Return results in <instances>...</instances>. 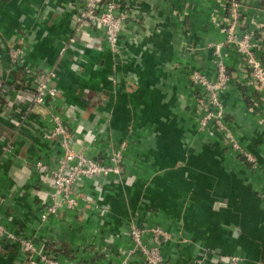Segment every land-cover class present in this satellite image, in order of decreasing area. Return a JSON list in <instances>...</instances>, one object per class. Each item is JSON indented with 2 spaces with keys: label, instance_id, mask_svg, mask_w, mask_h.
I'll list each match as a JSON object with an SVG mask.
<instances>
[{
  "label": "crops",
  "instance_id": "0c3cea01",
  "mask_svg": "<svg viewBox=\"0 0 264 264\" xmlns=\"http://www.w3.org/2000/svg\"><path fill=\"white\" fill-rule=\"evenodd\" d=\"M245 29L264 60V0H240ZM129 15L120 33L118 83L111 85V53L100 29L75 16L77 0H0V75L10 88L21 73L4 72L6 47L22 42L26 62L56 70L58 94L36 105L18 125L27 88L0 92V215L5 227L31 236L60 264H144L132 246L131 223L160 226L171 238L159 249L162 264H195L207 249L237 254L239 264H264V104L236 78L240 57L221 49L230 80L221 94L224 120L250 164L220 136L198 129L191 68L215 78L213 45L224 33L220 0H120ZM73 38V41H70ZM66 46L61 55L60 48ZM15 87V88H14ZM9 101V102H8ZM22 101V102H20ZM15 102V101H14ZM12 103V102H11ZM60 116L73 149L106 159L126 140L123 182L111 176L80 178L75 190L92 201L41 220L50 192L35 162L52 165L62 151L43 134ZM94 140L90 141V136ZM10 148L7 149V144ZM86 147V149L84 148ZM143 242L152 244L150 234ZM212 256V254H211ZM207 256L201 264H221ZM34 259L40 263L37 256ZM212 260V261H211ZM0 264H26L18 246L0 244Z\"/></svg>",
  "mask_w": 264,
  "mask_h": 264
},
{
  "label": "built area",
  "instance_id": "2783aa9c",
  "mask_svg": "<svg viewBox=\"0 0 264 264\" xmlns=\"http://www.w3.org/2000/svg\"><path fill=\"white\" fill-rule=\"evenodd\" d=\"M81 5L75 16L78 23L86 22L94 25L103 33L108 49L111 53L112 70L108 74L109 82L113 87L118 83L117 56L120 52V33L129 15L128 9L120 4V0H77ZM224 6L225 13L220 21V27L224 33L221 42L213 45L214 72L215 78H209L198 69L191 68L186 77L195 89L194 101V121L198 129L209 131L222 138L225 144L244 160L250 164H256L255 156L243 148L236 140L232 130L224 120V108L221 101V94L227 88L230 75L222 59L221 49L223 47L233 48L240 57V64L237 67L236 78L249 84L258 94L260 101L264 104V60L257 54L258 43L254 33L245 29V21L241 10L240 0H220ZM73 41V38H70ZM66 46L60 48L59 54H63ZM7 66L4 72H20L10 88L4 86L0 75V92L9 95V103H19L14 94L15 102L11 96L21 87L27 88L29 98L23 110H19L17 120L12 119L14 125L22 122L26 115L33 110L36 105H43L49 98L58 94L55 84L56 70L38 69L26 62L24 47L22 42L10 44L6 47ZM2 73V70H0ZM17 89L13 90V87ZM14 87V88H15ZM12 102V103H11ZM22 102V101H20ZM52 128L43 134L45 139H57L61 147V152L56 157L54 163L37 160L35 168L41 181L47 180L50 184V192L41 220L49 216H60L64 210L75 211L81 205H89L92 199L74 187L80 178L92 179L99 176H111L114 182H123L122 172L124 170V151L127 141L123 140L113 147L106 159L88 157L84 151L76 152L73 149L71 134L68 132L62 118L52 115ZM92 142L95 138L90 136ZM7 149L10 148L8 143ZM86 149V147H84ZM150 234L152 244L143 242V235ZM127 234L132 241V246L128 250L129 254L139 253L144 260V264H162L163 257L159 249V244L163 240L171 238L168 230L160 226H140L131 223ZM8 242L18 246L26 264H38L34 259L37 256L42 264H60L47 251L38 247L31 236L17 234L5 227L1 222L0 215V244ZM212 254V256H211ZM210 256L218 259L221 264H239L241 258L237 254L216 255L215 250L207 248L199 257L194 260L195 264H201L204 259ZM212 261V260H211ZM66 264H84L80 260H70Z\"/></svg>",
  "mask_w": 264,
  "mask_h": 264
},
{
  "label": "water",
  "instance_id": "95a60500",
  "mask_svg": "<svg viewBox=\"0 0 264 264\" xmlns=\"http://www.w3.org/2000/svg\"><path fill=\"white\" fill-rule=\"evenodd\" d=\"M80 150V148L78 147V150L75 149L76 152H78Z\"/></svg>",
  "mask_w": 264,
  "mask_h": 264
}]
</instances>
